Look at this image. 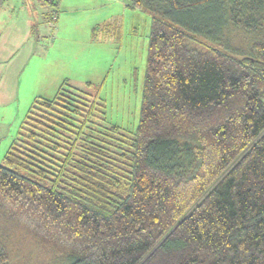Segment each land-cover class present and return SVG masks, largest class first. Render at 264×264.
I'll use <instances>...</instances> for the list:
<instances>
[{"label": "trees", "instance_id": "1", "mask_svg": "<svg viewBox=\"0 0 264 264\" xmlns=\"http://www.w3.org/2000/svg\"><path fill=\"white\" fill-rule=\"evenodd\" d=\"M131 2L138 127L67 82L37 97L0 163V264H264V0Z\"/></svg>", "mask_w": 264, "mask_h": 264}, {"label": "rangeland", "instance_id": "2", "mask_svg": "<svg viewBox=\"0 0 264 264\" xmlns=\"http://www.w3.org/2000/svg\"><path fill=\"white\" fill-rule=\"evenodd\" d=\"M131 5V0H4L0 163L34 100L55 97L65 82L87 97L98 95L110 122L128 132L137 129L153 17ZM237 34L232 43L241 39L247 46V36ZM52 260L41 258L42 263ZM13 262L40 264L39 253H19Z\"/></svg>", "mask_w": 264, "mask_h": 264}]
</instances>
